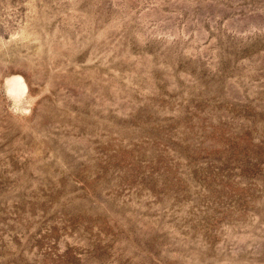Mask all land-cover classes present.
Segmentation results:
<instances>
[{"label":"rangeland","instance_id":"374dc122","mask_svg":"<svg viewBox=\"0 0 264 264\" xmlns=\"http://www.w3.org/2000/svg\"><path fill=\"white\" fill-rule=\"evenodd\" d=\"M0 264H264V0H0Z\"/></svg>","mask_w":264,"mask_h":264}]
</instances>
